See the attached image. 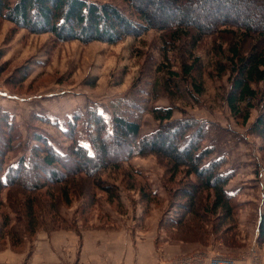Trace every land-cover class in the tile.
Returning a JSON list of instances; mask_svg holds the SVG:
<instances>
[{"label": "trees", "instance_id": "16d2710c", "mask_svg": "<svg viewBox=\"0 0 264 264\" xmlns=\"http://www.w3.org/2000/svg\"><path fill=\"white\" fill-rule=\"evenodd\" d=\"M124 1L132 16L110 3L89 0H17L14 4L10 0H0V20L9 21L15 28L25 29L31 34L49 33L56 41H78L82 44L97 41L112 45L127 38L139 39L147 31H156L160 33L161 48L171 43L175 49L174 45L178 43L188 49L182 54L181 72L170 70L165 55L163 66L158 65L156 69V72L169 70L163 92L171 102L172 98L182 100L183 96L198 101L197 97L204 93V65L199 56H194L193 50L204 39L210 40L211 46L206 49L209 61L205 67L207 78L219 80L225 76L227 82V88L218 87L216 99H220L218 101L227 107L230 116L242 127L248 122L251 111L256 110L249 132L264 144V0H248L247 5L242 3L243 0H156L155 11L149 13L144 4L150 0ZM203 3L219 9L217 18L211 19L208 25L197 23L189 11L190 7ZM165 5H171L174 18L167 20V16L157 12L169 13ZM240 9L243 13L238 12ZM230 10H234L231 12L233 16L229 14ZM174 77L184 82L183 90L172 82ZM148 85L132 84L125 97L110 102L109 124L97 111H87L83 126L89 148L80 144L75 122L71 121L66 129H56L60 137L69 141L65 152L57 151L43 134H34L32 140L35 144L29 149L27 161L20 159L15 166L7 165L9 159L6 155L20 150L19 142L11 146L13 139L20 141V134L17 126L10 124L7 116L0 112V190L18 186L32 191L61 183L64 188L60 189L56 200L61 199L68 206L71 202L68 184L71 179L83 176L90 182L83 180L87 183L85 190L94 184L104 192L108 203L115 202L120 207L117 186L96 176L125 164L127 177L136 176L141 182L130 188L138 191L140 202L148 203V199H157L158 196L145 177L132 169L130 160L151 154L168 163L166 174L169 178L167 181L162 179V186L173 200L175 209L164 228L179 227L186 216H191L195 218L194 222L185 221L192 228L189 237L203 243L207 239L206 226L202 227L200 223L206 221L207 216L213 217L217 221L211 225L213 235L216 234L224 246L234 247L236 240L233 235L226 234L230 228L237 227L236 215L241 204L225 190L233 177L232 173L221 171L226 162L221 158L213 159L214 149L203 146L207 123L195 116L172 118L175 108L172 104L165 109L155 107L154 102L150 104L149 100L154 98L155 101L159 91L156 83L150 84L149 89L146 88ZM134 92L145 95L140 101V104H145L144 108L136 106ZM145 114H150L157 121V127L152 133L140 136L141 120ZM68 162L71 165H67ZM180 173L185 178V185L176 188L178 192L175 194L167 183L174 182ZM203 192L212 193L205 205L199 201ZM75 195L81 196L71 193L72 198ZM94 197L91 196L92 201ZM32 199H28V205H22L26 223L20 226L21 232L11 228L12 238L22 235V231L28 235L36 231ZM52 207L55 211L56 207ZM2 221L6 226L11 218L5 215ZM14 221L18 222L16 217ZM13 233L19 235L14 236ZM257 241H264V207Z\"/></svg>", "mask_w": 264, "mask_h": 264}, {"label": "rangeland", "instance_id": "374dc122", "mask_svg": "<svg viewBox=\"0 0 264 264\" xmlns=\"http://www.w3.org/2000/svg\"><path fill=\"white\" fill-rule=\"evenodd\" d=\"M10 1L14 4L17 0ZM89 1L110 3L127 15H133L124 0ZM247 2L248 0L242 1L244 5H247ZM155 3L156 0H150L144 4V9L148 13L155 11ZM165 6L168 8L167 11L170 10L169 13L163 10H157V12L164 17L167 16V20L170 17L174 18L175 13L171 9V5ZM242 9L238 12L243 13ZM218 10V8L212 7L211 4L203 3L201 6L197 4L195 7H190L189 11L191 13H189L197 23L208 25L211 19L217 18ZM233 11L230 10L229 12L231 16L234 15L231 13ZM159 38H161L160 33L151 30L139 39L127 38L112 45L97 41L87 44L78 41L59 42L54 40L49 33L31 34L25 29L15 28L9 21L0 20V112L7 116L10 124L13 123L17 126L20 134V141H14L13 139L11 143V146H13L19 142L20 150L9 152L6 155V159H9L7 165L17 164L20 159L27 161L29 149L35 144V141L32 140L34 134H43L57 151L65 152L69 141L60 137L56 129H66L71 121L75 122V131L79 135V142L84 143L82 138L86 139V133L83 125L87 111H97L109 124V107L112 109L110 102L113 103L118 97H125L132 84L142 86L147 83L149 85L156 83L159 95L155 101L152 98L149 102L150 104L154 102L156 107V103L164 99L167 101L168 107L171 104L174 105L173 114L176 117L174 119L193 116V114L194 116L197 114L198 117L201 114H216V117H218L217 124L214 125V129L209 128V136L206 126V136L202 143L203 146L214 149L213 159L221 158L226 162L222 167L223 173H227L233 167H235L238 174L244 173L247 171L244 169L246 165H253L255 167L254 177H257L258 181L260 180L264 185V178L262 177L264 144L258 137L249 132V127L256 118L257 111H251L248 122L242 127L230 116L225 105L218 101L220 99H216L215 96L219 93L218 87L227 88V82L225 76L222 79L219 78V80L207 78L206 73L208 72L205 67L209 65V61L206 49L211 46V41L204 39L205 41L203 40L193 50L194 56H199L201 63L204 65L202 73L204 93L197 97L198 101L183 96L182 100L172 98L173 102H171L163 92L165 78H167L169 70H157L156 72V69H158V65L163 66V55H165L168 58L167 63L170 70L181 72L182 54L187 53L188 49L178 43H176L178 45H174L175 49H172L171 43L167 44L166 48H161ZM172 82L179 84L178 87L183 90L184 82L179 81L178 77H174ZM146 88L149 89L150 86ZM144 98L145 95L140 96L139 92L133 94L137 107H140V105H142L140 108L145 107L144 103L140 104L141 99ZM146 115L151 117V121L143 123V118ZM75 118H77V121H75ZM152 121L157 122L150 114L142 116L140 125L141 128L143 123L142 133L152 128L156 129L157 123H154V127ZM228 125L237 129L238 133L235 134V139H232L235 135L231 137L232 132H230ZM241 134L244 135L240 136ZM204 142L209 145H204ZM67 165L71 164L68 162ZM130 166L137 171L141 170L140 172L146 173L152 182L156 181V174L159 172L160 187L162 189V179L167 181L169 178V175L166 174L168 163L151 154L133 158L130 160ZM126 170L127 166L123 164L114 170L109 169L96 176L100 180L102 178L117 186L120 207L115 202L108 203L104 192L100 191L94 184H91L92 186L85 190L84 185L87 183L84 181H89L82 178L83 176L71 179L68 184L71 200L68 206L64 205L61 199L56 200L59 197L60 189L64 188L61 187V183H54L52 187L47 186L32 191H27L18 186L1 189L0 264H7L13 258L16 260L15 264H44L46 261H49L48 264H53L50 260L54 261L57 258L52 256L50 251L35 249V246H38L44 240V235L54 232H64L68 235L65 264H87L80 253L86 231L116 232L118 228L123 227V222L127 221L129 222V228L131 226L130 231L133 246H135L137 239L142 238V235L147 232V228L143 224L145 219L149 222H157L158 218L157 225L160 234L170 244L184 243L207 246L211 244V241L222 244L221 239L216 237V234L213 235L212 229L214 228L211 225L217 222L213 217L207 216V220L200 223V226H206H204L206 228V231H204L207 233V239L203 243L192 241L189 237L192 228H189L185 221L189 219L194 222L195 218L191 216H186L181 225H178L179 227L164 228L167 218L172 216L175 209L168 192L163 189L164 195L160 196L156 193L157 199L150 198L148 203L140 202L138 191L130 188V186H138L141 182L136 176L127 177ZM167 185L170 191L176 194L178 192L176 188L185 185L183 174H177L174 182H169ZM71 193L81 196L75 195L72 198ZM211 195L210 192H203L199 197L200 203L202 205L208 203L206 199H211ZM91 196H95L93 201ZM30 198H33L37 228L31 235L24 233V231L21 235L20 226L26 223V219L23 217L24 207L22 205H28L27 202ZM236 201L241 204V208L236 215L237 227L235 229L230 228L226 235H233L236 243L230 249L238 255L241 253L242 247L245 246L246 239L251 237L255 217L245 215V213L250 212L249 210L242 212L245 216L246 225H249V231L245 232V229L239 226L240 219H243L240 212L244 206L241 201ZM52 206L56 207L55 211ZM248 208L251 210L253 207L250 205ZM170 211V217L163 216ZM5 215H9L11 218V222L6 226L2 221ZM14 217L18 220L17 223L14 221ZM14 224L15 226H13ZM12 227L19 230L21 236L13 233L14 236H19L12 238ZM200 230L198 229V234ZM159 236L161 235H158L154 241L155 247L159 245ZM257 246L264 254V241L260 243L257 241ZM257 253L253 250L252 255L258 256L260 254ZM135 258L137 259V255H135ZM176 258L170 256L167 262L176 264ZM254 261L257 262L258 260ZM191 262L192 264H198L193 259ZM220 262L232 264L226 256H216L210 259V264H219Z\"/></svg>", "mask_w": 264, "mask_h": 264}, {"label": "crops", "instance_id": "0c3cea01", "mask_svg": "<svg viewBox=\"0 0 264 264\" xmlns=\"http://www.w3.org/2000/svg\"><path fill=\"white\" fill-rule=\"evenodd\" d=\"M2 97V96H1ZM10 105V103H9ZM157 108L165 109L168 108L167 101L160 100L156 103ZM226 107V106H225ZM226 110L227 107H226ZM192 112V111H191ZM194 116V114H193ZM195 117L206 121L207 123V134L209 136V128L214 129V125L217 124L218 117L216 114H201L198 117L195 114ZM16 118V115H15ZM172 118H176L175 115H172ZM215 120H214V119ZM18 119V118H17ZM16 119V120H17ZM151 117L146 115L143 118V123L150 122ZM143 123L140 128V135L150 134L154 131L155 128H152L145 133L143 131ZM153 126L157 122H153ZM155 123V124H154ZM220 123V122H219ZM229 126V130L231 133V137L235 134L237 135V129L234 127ZM244 133V132H243ZM236 135L232 138L235 139ZM244 134H241L242 136ZM246 135V134H245ZM239 136V135H238ZM247 139V135H246ZM84 143L80 144L86 148H89V145L85 138H82ZM204 145H209L204 142ZM13 164L11 166H15ZM228 165V164H227ZM226 165V166H227ZM258 165V162H257ZM133 168V167H132ZM229 169V168H228ZM247 171L244 173L238 172L235 170V167L230 168L227 173H232L233 177L230 179L228 184L226 185L225 190L230 194L233 195L236 200H239L243 203V209L240 212H246L249 210V213H245L247 216H254V226L251 231V237L246 239L245 246L242 247L241 253L238 255L235 251H232L230 248L224 246L219 242H212L207 246H203L200 244H170L166 241V239L160 234L158 223L157 222H149L148 220H144L143 224L147 228L146 234L142 235V238L137 239L135 246H133L132 241V233L130 231L131 226L129 228V222L124 221L123 227L118 228V231L114 232H103V231H86V234L83 237V245L80 249V253L82 254L83 260L87 264H171L167 262L168 258L171 256L177 257L175 259L176 264H192L191 260L193 259L198 264H210V259L215 258L216 256H226L232 262V264H264V254L261 249L257 246V237H258V224L262 209L264 207V185L261 181H258L257 177H254V169L253 165H246L244 167ZM260 169V168H259ZM133 170L137 171L133 168ZM141 171V170H140ZM149 186L151 190L157 193L158 195H164V191L162 187H160V173L157 172L156 174V181L152 182L149 176L146 175L143 171L140 172ZM222 171V169H221ZM256 173V172H255ZM261 175V173H260ZM262 177L264 178V169L262 171ZM261 178V176H259ZM154 184V185H153ZM155 189H154V188ZM252 205V209L250 210L248 206ZM170 212H167L164 217H170ZM253 213V214H252ZM239 215V217H240ZM158 217V216H157ZM238 217V218H239ZM243 219L239 221V226L249 231V225H246V220L244 214L241 215ZM160 219V217H159ZM152 223V224H150ZM133 227V226H132ZM64 232H54L47 235H44V240L40 242V244L35 246V249H45L50 251L51 255L56 257V260H50L53 264H65V255H67L66 251L68 250V242L67 238L68 235ZM159 236V245L157 247L154 246V241L156 237ZM42 238V239H43ZM161 245V246H160ZM246 250V251H245ZM253 250L257 253V255H252ZM242 254V255H240ZM244 254V255H243ZM137 255V259L135 258ZM235 255V256H232ZM36 258V256H34ZM33 260V258H32ZM254 260H258L257 262ZM15 259L13 258L7 264H15ZM49 261H46L44 264H48Z\"/></svg>", "mask_w": 264, "mask_h": 264}, {"label": "built area", "instance_id": "2783aa9c", "mask_svg": "<svg viewBox=\"0 0 264 264\" xmlns=\"http://www.w3.org/2000/svg\"><path fill=\"white\" fill-rule=\"evenodd\" d=\"M219 264H225V263H223V262H220Z\"/></svg>", "mask_w": 264, "mask_h": 264}]
</instances>
